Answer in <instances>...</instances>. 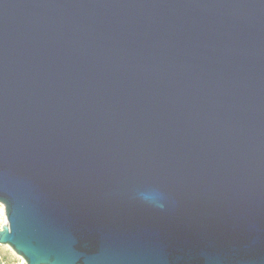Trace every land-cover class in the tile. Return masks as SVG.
<instances>
[{
  "label": "water",
  "instance_id": "water-1",
  "mask_svg": "<svg viewBox=\"0 0 264 264\" xmlns=\"http://www.w3.org/2000/svg\"><path fill=\"white\" fill-rule=\"evenodd\" d=\"M0 203L27 264H264V0H0Z\"/></svg>",
  "mask_w": 264,
  "mask_h": 264
},
{
  "label": "built area",
  "instance_id": "built-area-1",
  "mask_svg": "<svg viewBox=\"0 0 264 264\" xmlns=\"http://www.w3.org/2000/svg\"><path fill=\"white\" fill-rule=\"evenodd\" d=\"M4 223H8L7 220V211H6V207L4 206V204L0 203V225H4ZM2 231V230H0ZM14 262H19V264H27L25 259L22 258L21 256H18L15 254V261ZM13 262V264H14ZM0 264H4V262L0 259Z\"/></svg>",
  "mask_w": 264,
  "mask_h": 264
},
{
  "label": "rangeland",
  "instance_id": "rangeland-1",
  "mask_svg": "<svg viewBox=\"0 0 264 264\" xmlns=\"http://www.w3.org/2000/svg\"><path fill=\"white\" fill-rule=\"evenodd\" d=\"M0 259L4 264H13L15 253L7 246H0Z\"/></svg>",
  "mask_w": 264,
  "mask_h": 264
},
{
  "label": "snow or ice",
  "instance_id": "snow-or-ice-1",
  "mask_svg": "<svg viewBox=\"0 0 264 264\" xmlns=\"http://www.w3.org/2000/svg\"><path fill=\"white\" fill-rule=\"evenodd\" d=\"M0 230H3V226L0 225ZM14 264H19V262H14Z\"/></svg>",
  "mask_w": 264,
  "mask_h": 264
}]
</instances>
